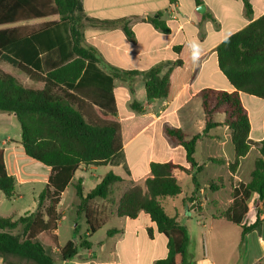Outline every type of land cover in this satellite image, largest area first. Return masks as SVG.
<instances>
[{
	"label": "trees",
	"instance_id": "16d2710c",
	"mask_svg": "<svg viewBox=\"0 0 264 264\" xmlns=\"http://www.w3.org/2000/svg\"><path fill=\"white\" fill-rule=\"evenodd\" d=\"M196 2L199 4L200 0ZM243 2L246 14L251 15L249 0ZM81 12V0H0V27L59 17L58 21L45 22L37 29H0V61L11 64L31 80L43 84L41 88H32L16 76L0 70V111L15 114L21 126V144L25 154L50 167L52 172L38 197L35 212L17 220L0 217V259L5 264H12L9 257L27 264H56L47 248L52 251L59 249L56 233L60 221L58 206L75 172L81 165L106 166L123 150L121 125L112 118L117 115L114 80H126V77L133 80L142 76L149 102L161 99L171 102L192 77V57L182 45L174 47L179 58L163 76L162 65L147 72L111 69L110 74H105L98 66L97 51L85 44L78 18ZM157 15L151 23L156 29L169 33L159 20L161 13ZM123 29L128 37L133 36L127 25ZM216 52L219 69L234 90L206 88L199 92L206 120L203 132L188 138L180 128H165L166 135L185 149L191 169L173 162H153L150 164L151 177L145 186L131 187L119 203V217L136 219L141 212L146 213L158 232L167 239L168 254L155 264H188V229L176 217L167 214L163 201L175 198L183 191L175 171L192 175L197 186V176L193 171L199 173L202 170L194 158L198 141L218 126L229 127L233 132L235 149V161L229 165L233 175L251 149V124L241 93L264 99V15L225 39ZM82 103L97 106L102 116L109 119L86 115ZM131 108L138 113L144 111L136 101ZM218 114L225 115L223 123L215 122ZM259 152L250 181L233 180L232 203L223 214L228 222L242 229V240L262 223L264 139ZM211 161L223 163L221 159ZM122 181L120 176L109 172L86 196L83 181L78 180L75 184L81 202L79 213H85L89 228L88 235L78 244L68 242L59 249L64 261L75 258L80 249L92 247L89 238L101 229L106 220H98L89 204L95 199H108L112 188ZM15 183V178L7 172L4 154L0 150V192L9 200L15 197ZM218 187L210 184L213 191ZM254 194L258 196L256 219L246 225L243 221L249 213L248 202ZM116 233L117 230H111L107 235L112 237Z\"/></svg>",
	"mask_w": 264,
	"mask_h": 264
},
{
	"label": "crops",
	"instance_id": "0c3cea01",
	"mask_svg": "<svg viewBox=\"0 0 264 264\" xmlns=\"http://www.w3.org/2000/svg\"><path fill=\"white\" fill-rule=\"evenodd\" d=\"M217 1L219 0H200L198 4L196 0H81L82 12L78 14V18L82 25L85 44L97 51L100 59L98 66L105 74H110L111 69L122 72H147L155 66L162 65L161 75L163 76L178 60L179 56L175 53L174 47L180 45L185 46L190 53L193 68L191 79L181 87L171 102L164 99L149 102L142 76L134 77L133 80L130 79L131 77H126V80L119 78L114 80L117 115L112 118L121 125L123 150L113 157L106 166L81 165L75 172L58 206L60 221L56 233L59 249L65 246L61 245L60 227L62 218L66 215L60 212V209L64 203L66 193L70 189L74 190V199L71 206L76 215L82 214L84 216L85 237L88 235L89 225L85 213H79L81 202L75 189L78 180L83 181L82 186L86 196L109 172H113L123 179L122 182L112 188V194L108 199H95L89 204L98 220H106L98 232L103 231L110 224L111 227L109 230L108 228L105 230L103 240L93 241L98 232L90 237L89 241L92 243V247L90 249H80L78 255L69 261H64L60 257L59 249L52 251L47 248L48 252L54 256L56 264H155L156 261L167 256V239L158 232L156 225L151 221L148 214L141 212L136 219H128L119 217L117 211L120 200L127 190L135 185L145 186L146 180L151 177V163L173 162L191 169L186 161L185 149L166 135L165 128H180L188 138L203 132L206 120L205 115L203 117L198 116L199 109L201 108L203 111L199 92L206 88L229 92L234 90L219 69L216 50L225 39L264 15V0H249L252 6L251 15L246 14L243 0H220L233 3L235 7V11L230 15L227 25L221 22V17L215 8ZM201 5L206 7L204 15L197 11ZM158 13H161L159 20L166 25L169 33L156 29L151 23L157 18ZM149 18H153V20L149 21ZM29 22L32 23L33 21ZM125 25L133 33L131 38L127 36L123 29ZM241 99L248 112L251 124L249 136L251 149L248 155L241 160L237 173L233 175L229 170V165L235 161V149L233 132L229 127L225 125L218 126L198 141L194 154L195 160L199 146H215L221 151H230L226 155L224 153H208L203 161L198 162L196 160L197 164L202 167L200 174H207L209 166L214 164L211 161L212 159L223 160V163L218 164L219 169L222 171L216 175V180L205 179L206 183L200 182L197 178V186L193 183V187L189 186L187 193L177 175L178 172H184H174L183 191L175 198L165 199L163 206L167 212L166 205L169 204L170 208L175 210L176 215L167 214L176 217L181 223L180 217L189 219L191 215L201 216L205 220L210 217L214 220L225 218L223 214L232 203L233 180L243 183L250 181L255 161L260 157V144L264 139V99L244 93H241ZM134 101L143 107V113L132 110L131 104ZM82 108L86 115H88L87 111L91 109H96L102 115L97 106L82 103ZM196 117H200L199 120H195ZM131 118L141 121L138 127L131 128L123 125V123H128L127 121ZM170 120L173 123H170ZM224 120V114L215 116V122L217 123H223ZM193 124L200 131H189L187 129V126ZM21 143L22 131L18 126L15 114L0 111V150L4 154L7 172L16 181L15 197L22 196L21 193H17V185H28L30 189L36 185H41V193L52 173L50 167L41 163L43 166H38L31 162V160H35L25 154ZM131 150H135L137 154L138 152L143 153L132 157L129 155ZM166 152H170V155H164ZM178 152L180 161H177ZM124 153L126 159L115 160ZM148 153L149 155H147ZM113 161L115 162L113 163ZM137 167H143V172L139 173ZM100 168L109 171L97 176L96 172ZM193 173H195V170ZM188 176L192 179V175ZM212 183L219 186L217 190H211L210 184ZM89 184L91 186L87 187ZM224 189H227L229 199L226 209L222 212L218 210L222 205L219 195ZM39 195H34L33 208L35 210ZM257 199L256 194L250 198L248 202L249 213L251 211L250 203L253 202L254 205ZM211 210H215V212ZM260 210L263 217L264 204L260 206ZM113 222L115 223L113 224ZM202 223L199 221V225H204ZM81 224L82 221L79 224L75 223L73 230L80 227ZM243 224H245V219ZM111 230H117V233L109 237L107 233ZM140 234H147L149 238L144 244L139 241ZM68 242H74V240L69 239ZM78 242L80 240L75 241L76 244ZM262 245L261 248L264 252V243ZM248 246L249 244L244 242L240 243L236 249L244 248L245 250ZM144 250L146 253L143 256ZM221 250V246L217 247L214 244L213 247H210L203 243V247H200L199 256L188 260V264H219V261L225 258H221L225 255V253L222 254L223 251ZM257 256V254H254L247 263L242 262L241 264H264V254L261 257ZM2 261L0 259V264H2Z\"/></svg>",
	"mask_w": 264,
	"mask_h": 264
},
{
	"label": "rangeland",
	"instance_id": "374dc122",
	"mask_svg": "<svg viewBox=\"0 0 264 264\" xmlns=\"http://www.w3.org/2000/svg\"><path fill=\"white\" fill-rule=\"evenodd\" d=\"M215 8L217 9V12L219 16L221 17V22L224 23V25H227L229 23V17L232 13L235 11V7L233 3L230 2H224V1H217L215 3ZM53 20H59V17H52L48 19H42L41 21H33L31 22H23L16 24V27L18 28H28V29H37L40 28L45 22H50ZM15 27V25H14ZM13 26H5V27H0V29L3 28H14ZM0 70L1 71H6L7 73H10L19 79L20 82H22L24 85H27L32 88H41L43 84L38 83L34 80H31L25 73L17 69L16 67L14 68L11 64H8L5 61H0ZM87 114L90 117H98L100 119H109V117H104L100 115L96 109H91L87 111ZM200 117H203V111L200 108L199 109V115ZM224 117L223 115H221ZM200 117H196L195 120H199ZM220 117V116H218ZM18 122V121H17ZM128 123H123L125 126H130L131 128H136L139 126V123L141 122L138 119L131 118L127 121ZM170 123H173L172 120H170ZM18 126L20 127V124L18 122ZM187 129L189 131H200L197 126L194 124L192 126H187ZM230 150H223L221 151L219 148L215 146H199L197 150V155H196V160L198 162L203 161V158L205 157L206 154L208 153H224L225 155L229 153ZM132 157L136 155H141L143 152H137L135 150H131L129 152ZM151 153V152H149ZM149 153L147 155H149ZM164 155L169 156L170 152H166ZM178 158L177 161L179 160V152L177 153ZM183 158V155H182ZM120 159H126L125 153L124 155H119L115 160H120ZM30 160V159H29ZM38 166H43L40 163H37L36 161H32ZM115 161H113L114 163ZM25 164V163H23ZM139 173L143 172L144 168L143 167H137L136 168ZM27 171V170H25ZM109 170H105L104 168L98 169L96 172L97 176L102 175L103 173L108 172ZM207 174L203 173H197L195 172L197 178H199L200 182H205V179H217V176L219 173H221V169H219L218 164H212L209 166L207 169ZM41 174L40 172H36ZM179 181L184 188L185 192L187 193L189 191V186L192 188L193 187V182L190 176L178 172L177 173ZM223 175V174H221ZM241 178H243L241 176ZM91 185L89 184L87 187H90ZM41 185H36L32 187L31 189L29 188L28 185L26 186H19L17 185V193H21V197H15L11 200L7 199L2 192H0V217L2 218H13L14 220H17L18 218L24 216L27 213H33L35 211L34 206V195H39ZM227 187V186H225ZM35 193V194H34ZM220 198H221V206L218 208L219 211H224L227 206V202L229 199V193L227 189H224L220 193ZM74 199V190L70 189L67 191L64 203L61 207L62 213H65L66 215L62 218V223L60 227V237H61V245L64 246L66 245L67 241L69 239H72L75 241H79L80 238H84L86 235L85 228H84V216L81 215H76L75 210L71 206L72 201ZM251 205V211L250 213L245 217V224H250L252 221H255L256 219V207L255 204L253 205V202L250 203ZM167 207V213L169 215L175 216V210L171 209L169 204L166 205ZM212 212L215 210H211ZM182 223L187 227L189 235L191 236L190 238V245L188 248V260L193 259L195 257L199 256L200 253V247H203V243L209 245L210 247H213L214 244L218 247L221 246L222 254L225 253L224 256L221 258L225 257L224 259L219 261V264H241L242 262L247 263L252 255L257 254V257H261L264 252L262 251L264 243V216L262 217V223L260 224V227L247 234L244 239L242 240V229L233 225L232 223L228 222L225 218L223 219H212L211 217L206 219H203L201 216L198 215H191L188 218L185 217H180ZM82 221V224L80 227L77 228V230H73V225L75 223L79 224ZM199 221L203 222L202 224L204 225H199ZM115 222H113L114 224ZM206 224V226H205ZM111 224L108 225L103 231L98 232L94 238L93 241H100L104 239V232L108 228L110 229ZM18 232V231H15ZM148 236L147 234H140L139 236V241L144 244L145 242L148 241ZM248 243L249 246L247 249L244 250V248H241L240 250H237L236 248L239 246L241 243ZM221 244V245H219ZM226 244V245H225ZM262 245V248H261ZM226 246V247H225ZM214 250V249H213ZM146 251L144 250L145 255ZM228 255L226 256V254ZM8 261L11 262L12 264H27L24 261H21L17 258L9 257ZM2 264H5L2 261Z\"/></svg>",
	"mask_w": 264,
	"mask_h": 264
},
{
	"label": "water",
	"instance_id": "95a60500",
	"mask_svg": "<svg viewBox=\"0 0 264 264\" xmlns=\"http://www.w3.org/2000/svg\"><path fill=\"white\" fill-rule=\"evenodd\" d=\"M201 15H204L206 13V7L204 5H201L197 10ZM153 18H149V21H152Z\"/></svg>",
	"mask_w": 264,
	"mask_h": 264
}]
</instances>
